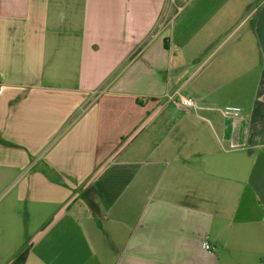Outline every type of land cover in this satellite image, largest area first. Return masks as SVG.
<instances>
[{
    "label": "crops",
    "instance_id": "crops-1",
    "mask_svg": "<svg viewBox=\"0 0 264 264\" xmlns=\"http://www.w3.org/2000/svg\"><path fill=\"white\" fill-rule=\"evenodd\" d=\"M2 184L0 264H264V0H0Z\"/></svg>",
    "mask_w": 264,
    "mask_h": 264
},
{
    "label": "built area",
    "instance_id": "built-area-1",
    "mask_svg": "<svg viewBox=\"0 0 264 264\" xmlns=\"http://www.w3.org/2000/svg\"><path fill=\"white\" fill-rule=\"evenodd\" d=\"M183 103L186 106H191L192 105V102L189 99H183ZM83 109H84V107L81 108V110H83ZM226 113L227 114H239V113H241V110L240 109H237V108H230V109L226 110ZM203 247L208 252H211L212 249H213L209 243H204L203 244Z\"/></svg>",
    "mask_w": 264,
    "mask_h": 264
},
{
    "label": "rangeland",
    "instance_id": "rangeland-1",
    "mask_svg": "<svg viewBox=\"0 0 264 264\" xmlns=\"http://www.w3.org/2000/svg\"><path fill=\"white\" fill-rule=\"evenodd\" d=\"M12 196H13V192L10 191V189L8 188V184L0 185V206L2 205V202H5V205H6L8 198Z\"/></svg>",
    "mask_w": 264,
    "mask_h": 264
}]
</instances>
